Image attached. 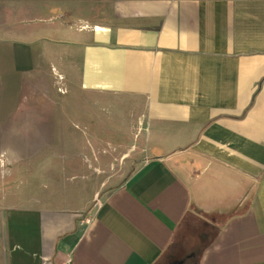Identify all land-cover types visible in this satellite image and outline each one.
<instances>
[{
	"label": "crops",
	"instance_id": "crops-1",
	"mask_svg": "<svg viewBox=\"0 0 264 264\" xmlns=\"http://www.w3.org/2000/svg\"><path fill=\"white\" fill-rule=\"evenodd\" d=\"M95 108L129 156L81 191L0 158V264H158L186 219L216 229L197 264H264V0H0V132L121 131Z\"/></svg>",
	"mask_w": 264,
	"mask_h": 264
},
{
	"label": "rangeland",
	"instance_id": "rangeland-1",
	"mask_svg": "<svg viewBox=\"0 0 264 264\" xmlns=\"http://www.w3.org/2000/svg\"><path fill=\"white\" fill-rule=\"evenodd\" d=\"M94 114L96 125L97 122L100 125L99 129L105 127L106 130L117 131V123L122 119H126L125 113L121 108L111 109V111L95 108ZM89 117H86V115L82 116L80 113V115L73 118L75 120L72 122H64L62 130L41 134L43 139L48 141V144L44 147L46 150H39L38 154L30 158H21L23 152L27 154L34 151L28 147L24 149V147L32 145L38 147V143L41 141L40 133L14 132L8 138L9 133L5 131L9 127L4 125L0 135L3 141H5V137L8 139L0 145L4 151L0 158L3 156L2 160H46L45 153L47 152L53 160H58L57 171L62 176L60 178V188L66 193L77 191V189L81 191L85 187L83 184L86 183L84 175L89 173L85 160H94V149L95 152H98L101 160L109 158V156L111 160H124V158L129 156L125 145L130 143L129 138L131 136L125 128L126 126L122 128L119 126L120 132H97L95 131L97 127L89 125ZM74 122L77 123V126H74ZM106 141L113 143L108 145V143H105ZM113 144L119 149L113 147ZM78 195L83 197L84 194L79 192ZM215 232L216 229L204 220L186 219L178 227L174 243L164 253L158 264H197L200 253L216 236Z\"/></svg>",
	"mask_w": 264,
	"mask_h": 264
},
{
	"label": "built area",
	"instance_id": "built-area-1",
	"mask_svg": "<svg viewBox=\"0 0 264 264\" xmlns=\"http://www.w3.org/2000/svg\"><path fill=\"white\" fill-rule=\"evenodd\" d=\"M90 218H85L82 223H89ZM62 264H72L70 259H66Z\"/></svg>",
	"mask_w": 264,
	"mask_h": 264
}]
</instances>
